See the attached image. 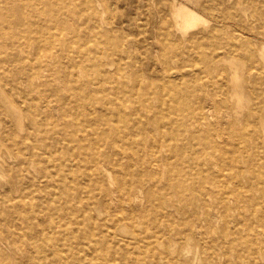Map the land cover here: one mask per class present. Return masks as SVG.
I'll use <instances>...</instances> for the list:
<instances>
[{
  "label": "bare ground",
  "instance_id": "1",
  "mask_svg": "<svg viewBox=\"0 0 264 264\" xmlns=\"http://www.w3.org/2000/svg\"><path fill=\"white\" fill-rule=\"evenodd\" d=\"M126 1L0 0V264H264V0Z\"/></svg>",
  "mask_w": 264,
  "mask_h": 264
},
{
  "label": "rangeland",
  "instance_id": "2",
  "mask_svg": "<svg viewBox=\"0 0 264 264\" xmlns=\"http://www.w3.org/2000/svg\"><path fill=\"white\" fill-rule=\"evenodd\" d=\"M243 1V6L247 9V11L250 10L252 7L250 2L248 0H242ZM147 11L146 4L143 0H127L125 2L124 7L119 12L120 15V20L115 22L116 26H120L119 28H123V30L128 34V36L131 38V44H134V47L140 48L143 50L142 56H141V68L143 71L148 72L150 67H154V70L156 72L161 71L164 68V65L161 63V59L159 58V52L157 50V44H158V39L155 37L154 34L152 33H147L143 34L138 25L137 22H135L134 18L136 17H143ZM206 17L210 18V16L201 11ZM137 18L136 20H138ZM248 18V17H247ZM251 24L254 26V29L257 30L264 25V21L258 20V19H253L251 20ZM237 31L241 34L244 35H250V31L247 29H237ZM253 39H256V37L252 36ZM259 39V38H258ZM257 39V40H258ZM127 41V40H126ZM145 46H148L149 48L145 50ZM43 58H45V55H42ZM123 59L126 61L128 59V55H123ZM106 61H110L111 64L109 65L111 70H116L118 66V61L117 57L112 54H108L105 58ZM59 63L61 64L60 67L61 69L57 72H55V75L53 78L58 79V81L63 77L62 76V70L65 68L67 70L68 68L70 69L71 67L69 65H73V61H69L68 59L63 60L61 58L59 60ZM180 63V58L179 57H173V61L171 63L167 64V68L171 70L172 68L178 66ZM68 66V67H67ZM163 67V68H162ZM53 68V67H52ZM52 68H48L45 72L48 73ZM130 68L128 67L127 70L129 71V79L131 76L130 73ZM148 70V71H147ZM126 74V72H124ZM57 108L54 106V109L52 110L53 112H56ZM8 154L5 152L4 149H0V159L3 160L4 158H7ZM1 175V173H0ZM6 178V175L4 176ZM5 178H0L2 181L0 182V190H1V196L3 194H12V195H17L16 192L13 190H9V185L4 184Z\"/></svg>",
  "mask_w": 264,
  "mask_h": 264
}]
</instances>
